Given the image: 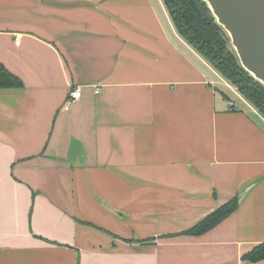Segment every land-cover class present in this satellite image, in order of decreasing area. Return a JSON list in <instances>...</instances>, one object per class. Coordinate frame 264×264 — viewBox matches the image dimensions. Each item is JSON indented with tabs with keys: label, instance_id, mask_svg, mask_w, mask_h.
I'll list each match as a JSON object with an SVG mask.
<instances>
[{
	"label": "crops",
	"instance_id": "0c3cea01",
	"mask_svg": "<svg viewBox=\"0 0 264 264\" xmlns=\"http://www.w3.org/2000/svg\"><path fill=\"white\" fill-rule=\"evenodd\" d=\"M159 3L0 0V264H264V119Z\"/></svg>",
	"mask_w": 264,
	"mask_h": 264
},
{
	"label": "trees",
	"instance_id": "16d2710c",
	"mask_svg": "<svg viewBox=\"0 0 264 264\" xmlns=\"http://www.w3.org/2000/svg\"><path fill=\"white\" fill-rule=\"evenodd\" d=\"M180 37L187 41L213 69L264 117V85L254 79L239 63L230 39L202 0H163ZM22 80L0 62V88L23 87ZM226 97V96H225ZM239 205L235 196L221 205L183 234L202 235L234 213ZM257 262L264 259V243L243 255Z\"/></svg>",
	"mask_w": 264,
	"mask_h": 264
},
{
	"label": "water",
	"instance_id": "95a60500",
	"mask_svg": "<svg viewBox=\"0 0 264 264\" xmlns=\"http://www.w3.org/2000/svg\"><path fill=\"white\" fill-rule=\"evenodd\" d=\"M230 39L240 65L264 85V0H202Z\"/></svg>",
	"mask_w": 264,
	"mask_h": 264
},
{
	"label": "rangeland",
	"instance_id": "374dc122",
	"mask_svg": "<svg viewBox=\"0 0 264 264\" xmlns=\"http://www.w3.org/2000/svg\"><path fill=\"white\" fill-rule=\"evenodd\" d=\"M163 3V2H162ZM162 3H161V0H160V3H159V5L161 6V7H163V5H162ZM165 9L167 10V8H166V6H165ZM167 12V14L169 15V12H168V10L166 11ZM169 18H170V16H169ZM173 27V26H172ZM174 28V27H173ZM174 30H176V29H174ZM179 38H181L180 37V35H179ZM182 39V38H181ZM183 41L187 44V45H189L190 47H192L187 41H185L184 39H183ZM193 48V47H192ZM194 49V48H193ZM195 50V49H194ZM196 51V50H195ZM197 52V51H196ZM198 53V52H197ZM199 54V53H198ZM200 55V54H199ZM198 55V56H199ZM200 57H202L201 55H200ZM210 70V75H211V78H212V80L214 81V84H215V86L219 89V90H221L224 94H225V98L224 97H221V99H220V103H223L226 107H228V106H231L230 104H231V102H233V104L238 108V109H243V108H248V109H250V111H251V113L253 114V110H252V107L250 106V104H248V102L237 92V90H235L234 89V87H232L230 84H228L227 83V81L224 79V78H222L219 74H217L211 67L209 68ZM258 114V113H257ZM255 114L254 113V116H256L257 118H259V119H264V117L262 116V115H260V114Z\"/></svg>",
	"mask_w": 264,
	"mask_h": 264
},
{
	"label": "built area",
	"instance_id": "2783aa9c",
	"mask_svg": "<svg viewBox=\"0 0 264 264\" xmlns=\"http://www.w3.org/2000/svg\"><path fill=\"white\" fill-rule=\"evenodd\" d=\"M82 96V90L80 88L73 89L69 93L68 102H73L75 100L80 99ZM231 107L234 106L233 102H231Z\"/></svg>",
	"mask_w": 264,
	"mask_h": 264
}]
</instances>
